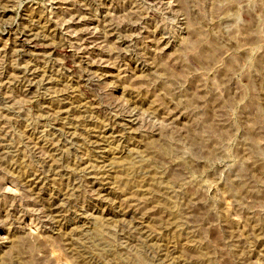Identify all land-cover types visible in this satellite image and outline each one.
<instances>
[{"label":"rangeland","instance_id":"1","mask_svg":"<svg viewBox=\"0 0 264 264\" xmlns=\"http://www.w3.org/2000/svg\"><path fill=\"white\" fill-rule=\"evenodd\" d=\"M0 264H264V0H0Z\"/></svg>","mask_w":264,"mask_h":264}]
</instances>
